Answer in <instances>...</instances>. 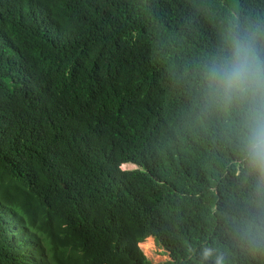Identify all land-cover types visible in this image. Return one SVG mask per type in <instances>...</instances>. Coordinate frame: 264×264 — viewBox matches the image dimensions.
<instances>
[{
  "label": "trees",
  "instance_id": "obj_1",
  "mask_svg": "<svg viewBox=\"0 0 264 264\" xmlns=\"http://www.w3.org/2000/svg\"><path fill=\"white\" fill-rule=\"evenodd\" d=\"M237 23L264 0H0V264H264V191L199 88Z\"/></svg>",
  "mask_w": 264,
  "mask_h": 264
},
{
  "label": "clouds",
  "instance_id": "obj_2",
  "mask_svg": "<svg viewBox=\"0 0 264 264\" xmlns=\"http://www.w3.org/2000/svg\"><path fill=\"white\" fill-rule=\"evenodd\" d=\"M199 88L207 110L231 118L241 166L257 192L264 191V31L230 26L220 49L200 66Z\"/></svg>",
  "mask_w": 264,
  "mask_h": 264
},
{
  "label": "rangeland",
  "instance_id": "obj_3",
  "mask_svg": "<svg viewBox=\"0 0 264 264\" xmlns=\"http://www.w3.org/2000/svg\"><path fill=\"white\" fill-rule=\"evenodd\" d=\"M135 165L133 164H124L122 165V168H134ZM140 248L145 253V250L147 252L146 256L148 259H150L152 262L157 263L161 262L167 259V254L164 252L163 249L158 248L153 239L151 237L147 238L143 243L140 244Z\"/></svg>",
  "mask_w": 264,
  "mask_h": 264
},
{
  "label": "built area",
  "instance_id": "obj_4",
  "mask_svg": "<svg viewBox=\"0 0 264 264\" xmlns=\"http://www.w3.org/2000/svg\"><path fill=\"white\" fill-rule=\"evenodd\" d=\"M143 243V242H142ZM141 244V243H140ZM140 244H139V247H140ZM141 249V248H140ZM141 251H142V249H141ZM143 252V251H142ZM143 254L146 256V254H147V252H146V250H145V253L143 252ZM147 257V256H146Z\"/></svg>",
  "mask_w": 264,
  "mask_h": 264
}]
</instances>
